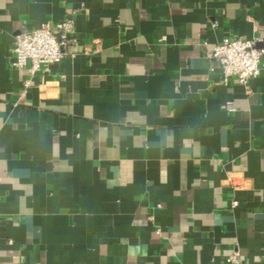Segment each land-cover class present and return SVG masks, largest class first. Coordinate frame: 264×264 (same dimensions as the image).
Segmentation results:
<instances>
[{
    "label": "crops",
    "instance_id": "1",
    "mask_svg": "<svg viewBox=\"0 0 264 264\" xmlns=\"http://www.w3.org/2000/svg\"><path fill=\"white\" fill-rule=\"evenodd\" d=\"M225 37L264 47V0H0V264H264V69L226 83Z\"/></svg>",
    "mask_w": 264,
    "mask_h": 264
},
{
    "label": "built area",
    "instance_id": "2",
    "mask_svg": "<svg viewBox=\"0 0 264 264\" xmlns=\"http://www.w3.org/2000/svg\"><path fill=\"white\" fill-rule=\"evenodd\" d=\"M217 25V23H214ZM78 44L75 25L72 19L59 21L50 27L25 30L18 33L14 39L11 64L19 69H28L31 74L45 69L72 54V47ZM264 47H259L254 39L240 37H225L217 43L208 54L221 65L224 81L236 78L241 84L248 85L252 78L261 74L264 69ZM27 80L25 86H29ZM225 108L236 109L232 102H227ZM238 202L234 201L233 206ZM236 261V255L232 257Z\"/></svg>",
    "mask_w": 264,
    "mask_h": 264
}]
</instances>
